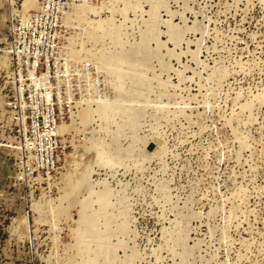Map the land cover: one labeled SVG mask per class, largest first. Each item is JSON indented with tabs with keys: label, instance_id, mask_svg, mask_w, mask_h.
I'll return each instance as SVG.
<instances>
[{
	"label": "rangeland",
	"instance_id": "374dc122",
	"mask_svg": "<svg viewBox=\"0 0 264 264\" xmlns=\"http://www.w3.org/2000/svg\"><path fill=\"white\" fill-rule=\"evenodd\" d=\"M23 2L0 0V264H264V0H87L118 41L86 22L77 42L119 66L41 187L13 183L3 51Z\"/></svg>",
	"mask_w": 264,
	"mask_h": 264
},
{
	"label": "built area",
	"instance_id": "2783aa9c",
	"mask_svg": "<svg viewBox=\"0 0 264 264\" xmlns=\"http://www.w3.org/2000/svg\"><path fill=\"white\" fill-rule=\"evenodd\" d=\"M81 3L37 0L33 10L11 12L3 52L11 85L6 111L17 140L15 186L41 187L56 173L78 136L73 122L96 91L99 71L77 42L86 23L72 16ZM60 126L70 128L60 133Z\"/></svg>",
	"mask_w": 264,
	"mask_h": 264
},
{
	"label": "bare ground",
	"instance_id": "6f19581e",
	"mask_svg": "<svg viewBox=\"0 0 264 264\" xmlns=\"http://www.w3.org/2000/svg\"><path fill=\"white\" fill-rule=\"evenodd\" d=\"M82 2L83 3H81L80 5H77L76 7H74V11H73V14H72V16L73 15H75V17H78L81 21H83L84 23H88L90 26L91 25H94V27H91V28H94L95 29V31H97V32H99L100 33V35L101 34H105V32L106 31H109V33H111V36L109 37L112 41H118L117 39H116V36L117 35H115V36H112V34L114 33V32H116V34L118 33L115 29L116 28H114V27H116V25H115V23H114V19L111 17V18H107V19H102L101 17H100V19L99 20H89L88 18H86L85 17V15L84 14H87V13H85V12H88V14L90 13V12H93L94 14H99L100 15V12H99V10H97L96 9V7L95 6H93V5H87L88 3H87V0H82ZM36 4H37V0H24V2L22 3V10H24V12H27V11H29V10H33V9H35L36 8ZM83 8H87L86 10L87 11H83ZM156 11V10H155ZM150 13V12H149ZM91 14V13H90ZM115 15V14H114ZM155 18V17H154ZM86 23V24H87ZM152 23H153V21H152ZM103 24L104 25H106L107 27L106 28H103L102 26H103ZM162 24V23H161ZM153 26H154V24H153ZM154 29H155V27H154ZM85 30V29H84ZM87 30V29H86ZM149 30V29H148ZM109 33L107 32L106 33V35H109ZM98 34V33H97ZM96 38H97V35H96ZM97 43V42H96ZM116 56L117 55H115V56H101V57H99V58H95V64H98L99 65V67H96L97 68V70L98 71H102V72H104V73H108L109 71H110V69H107L108 67H107V65L108 64H110L111 65V67H113L114 69H113V71H117V68H118V66H117V64H118V62L119 61H117L116 62V64H114L113 62L115 61L114 59H112L113 57L114 58H116ZM118 56H119V53H118ZM91 59H93V58H91ZM113 61V62H112ZM103 66H106V67H103ZM106 69V70H105ZM106 99H99V100H96V102H95V104H97V106H98V108L99 107H101V106H103L104 108H102L101 107V109H106V106H110V105H112L111 103H109L108 101H105ZM87 101V100H86ZM115 101V100H114ZM112 102V101H111ZM116 103V102H115ZM89 106V105H88ZM80 112V114L78 115V118H79V120H80V123H83V125H85V123L86 122H88V120L90 119L89 117H88V115H86L85 114V112L84 111H79ZM87 113V112H86ZM91 114V113H90ZM89 114V115H90ZM86 116V117H85ZM77 118V119H78ZM89 118V119H88ZM76 119V120H77ZM68 127L69 126H60L59 127V132L60 133H64V131L66 130V129H68ZM63 128H64V130H63ZM102 149H103V146H100V148H99V150H98V157L99 158H103V155H101L102 154ZM83 156L82 155H75L73 158H72V160H71V162H70V169H72V171L73 172H71V173H73V174H79V173H77L76 171H80L79 169L81 168V167H84V169L85 170H87L88 169V167H86V164L85 165H82V163H83ZM74 172H76V173H74ZM84 172H86V171H83L82 170V172L80 173L81 174V176H84ZM69 179V178H68ZM80 179V178H79ZM81 180V179H80ZM69 181V180H68ZM69 183V182H68ZM76 183H78V182H76ZM83 221H84V219L83 220H81L80 222H78V228L77 229H79V230H81V228H83V226H86L85 225V223H83ZM28 223V222H27ZM26 223V224H27ZM95 231H97V230H95ZM76 232V231H75ZM77 232H79L78 230H77ZM74 235V234H73ZM92 235H94V236H92ZM91 236L90 235H88L89 236V238H93V239H85L86 240V244H84V242H82V241H80V240H82L81 238H77V248H78V251L80 250L81 251V249H82V251L84 250V248H82V247H84V246H86L87 245V247H89L90 249H91V246H89V241H91V240H94L95 238L94 237H96V235H100V239H101V241H102V243L104 242V239L106 238V234L105 233H99L98 231L97 232H94L93 234H92ZM77 236V235H76ZM75 237V236H74ZM86 237V236H85ZM84 240V239H83ZM84 240V241H85ZM89 240V241H88ZM96 240V239H95ZM98 240V239H97ZM100 241V242H101ZM96 243H97V241H96ZM91 244V243H90ZM107 245V244H106ZM105 246V244L102 246V247H104ZM107 247V246H106ZM88 248V250L87 251H89L90 253H91V251H90V249ZM96 249L98 250V249H100V248H97L96 247ZM86 250V249H85ZM92 250V249H91ZM97 250H95V251H97ZM79 251V252H80ZM94 251V250H93ZM92 251V252H93ZM99 251V250H98ZM97 251V252H98ZM108 252H110V251H108ZM96 254H98V253H96ZM107 256H108V254H107ZM110 257V256H109Z\"/></svg>",
	"mask_w": 264,
	"mask_h": 264
}]
</instances>
